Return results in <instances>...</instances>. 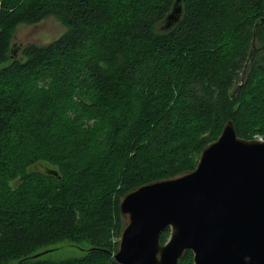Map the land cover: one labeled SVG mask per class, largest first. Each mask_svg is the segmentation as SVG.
<instances>
[{"label": "trees", "instance_id": "trees-1", "mask_svg": "<svg viewBox=\"0 0 264 264\" xmlns=\"http://www.w3.org/2000/svg\"><path fill=\"white\" fill-rule=\"evenodd\" d=\"M175 2L0 0V264H119L128 190L194 168L228 119L264 137V0H181L159 30ZM51 14L67 31L11 57ZM66 238L86 253L32 256Z\"/></svg>", "mask_w": 264, "mask_h": 264}, {"label": "water", "instance_id": "water-1", "mask_svg": "<svg viewBox=\"0 0 264 264\" xmlns=\"http://www.w3.org/2000/svg\"><path fill=\"white\" fill-rule=\"evenodd\" d=\"M181 14L176 0L166 26ZM22 47L12 43L9 55L18 57ZM120 211L123 226L113 253L119 264H182L187 249L193 264H264V139L240 136L228 119L194 168L131 188Z\"/></svg>", "mask_w": 264, "mask_h": 264}, {"label": "rangeland", "instance_id": "rangeland-1", "mask_svg": "<svg viewBox=\"0 0 264 264\" xmlns=\"http://www.w3.org/2000/svg\"><path fill=\"white\" fill-rule=\"evenodd\" d=\"M171 27H173V25L166 26L165 22H161L158 28L159 30H165ZM67 29V24L58 15L51 14L36 23L22 22L18 24L13 34L12 43H22L23 47L18 51V56L25 58V55L23 53L24 46L30 43H48L59 37L61 34L67 31ZM53 166L54 165H52L51 163L48 164L46 162H38L34 165V168L42 171H47ZM70 241L73 240L70 238H66L64 240H60L58 243L43 245L39 247L38 250L41 251L47 248L59 246L58 248H54L42 255L43 258L54 260L66 257L81 256L86 253V248L89 246V241L85 239L74 241L79 243H72ZM16 262V259H10L2 264H16Z\"/></svg>", "mask_w": 264, "mask_h": 264}, {"label": "built area", "instance_id": "built-area-1", "mask_svg": "<svg viewBox=\"0 0 264 264\" xmlns=\"http://www.w3.org/2000/svg\"><path fill=\"white\" fill-rule=\"evenodd\" d=\"M257 137H259V138H261V139H264V137H263V136H261V135H258Z\"/></svg>", "mask_w": 264, "mask_h": 264}]
</instances>
